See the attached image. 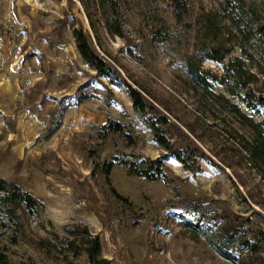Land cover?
Returning a JSON list of instances; mask_svg holds the SVG:
<instances>
[{
  "label": "rangeland",
  "instance_id": "obj_1",
  "mask_svg": "<svg viewBox=\"0 0 264 264\" xmlns=\"http://www.w3.org/2000/svg\"><path fill=\"white\" fill-rule=\"evenodd\" d=\"M183 3L177 18L169 0H0V179L35 200L32 209L10 205L0 192L2 264H264V164L246 149L251 131L215 98L264 117V61L229 21L252 22L251 5L264 18V0ZM73 28L139 91L144 112L82 61ZM214 50L220 62L208 58ZM234 56L242 79L252 75L237 89L250 108L208 76L217 80ZM110 120L120 129L101 130ZM150 122L180 160L156 143ZM221 230L233 236L238 263L211 245ZM244 239L259 250L238 252Z\"/></svg>",
  "mask_w": 264,
  "mask_h": 264
},
{
  "label": "trees",
  "instance_id": "obj_2",
  "mask_svg": "<svg viewBox=\"0 0 264 264\" xmlns=\"http://www.w3.org/2000/svg\"><path fill=\"white\" fill-rule=\"evenodd\" d=\"M174 9L176 10L177 18L180 17L182 10L181 7H184L183 0H169ZM222 3L227 5L232 4L231 1H235V3H239L242 0H221ZM99 5L102 7V0H98ZM246 12L252 22L244 23L242 20H233L229 18L231 22V26L233 30L238 35V39L240 42L243 43H250L254 42L257 43L258 46L257 54L259 58L264 61V18H262L255 8L251 5L247 8ZM105 24L107 30L111 34H116L120 36L121 31L119 26L115 24H110L108 20H105ZM72 40L74 48L77 54L80 56L82 61L89 66L90 68L94 69L100 76L107 78L109 81L117 83L123 86L126 95L128 96L132 107L139 111L144 112L146 109V102L143 96L132 87L130 84L125 82L124 80H119V76L115 69L107 62V60L99 55L91 45L90 39L88 35L82 30V28H73L71 31ZM241 45V44H240ZM243 46V45H242ZM241 56L252 62L255 61V58L248 52L246 48L241 47L240 50ZM223 54H217L216 50H214V54L208 56L209 59L220 62ZM243 60L239 56H234L233 58L229 59L225 64L221 66L222 73L221 76L216 80V77L213 75H208L211 78H214L215 81L222 86L223 90L231 96H237L238 100L243 102L246 108H250V102L248 99L241 98L237 94V89L240 87H245L246 84L251 80L252 75L247 74L245 79H242L243 74ZM188 72L192 78V80L201 85L202 82L204 83L205 77L199 75L195 70H193L190 66L188 67ZM263 72V71H261ZM207 73V72H206ZM264 73V72H263ZM215 98L217 102L226 109L229 113L233 114L241 125L247 127L251 133L252 138L250 141H247L246 149L248 150L250 156L257 160L258 162L264 164V117L260 120H253V118L244 112L241 111L239 105L236 102L229 101L226 97H224L221 93L215 94ZM257 104L264 109V96H260L257 100ZM163 121V120H161ZM150 130L152 132L153 138L158 145L164 148L166 151H169L175 158L180 160V155L176 152V150H172L167 142V139L162 135L158 126H156V122L149 123ZM119 124L115 121H108L107 123L101 125V130L103 131H117L119 130ZM149 166L153 167L156 170L157 175H160L162 172V163L160 160H150ZM154 165V166H153ZM111 166V162H109L106 166L105 171L107 172ZM146 178L149 179H156L158 176L146 174L144 173ZM0 192H3L2 198L4 202L9 203L10 205H18L23 203V205L28 208L32 209L35 200L32 196L25 192L20 191L15 184H4V181L0 179ZM116 197H119L116 194ZM9 209V208H8ZM4 226L3 218L0 217V228ZM84 233L87 234L86 230L83 229ZM88 235V234H87ZM233 236L226 232L225 230H221L217 234V239L212 242L213 248L216 252L223 258L227 259L231 263H238V258L228 249V246L234 245V238ZM87 243H90L91 246L87 248L88 257L91 263H94L95 257L98 254V239L96 237L90 238L86 240ZM259 246L253 242L248 240H239L236 244V248L238 252L242 250H246L249 252H257L259 250ZM5 255L4 253L0 252V264L4 263Z\"/></svg>",
  "mask_w": 264,
  "mask_h": 264
}]
</instances>
